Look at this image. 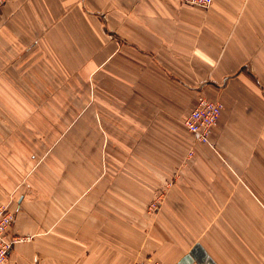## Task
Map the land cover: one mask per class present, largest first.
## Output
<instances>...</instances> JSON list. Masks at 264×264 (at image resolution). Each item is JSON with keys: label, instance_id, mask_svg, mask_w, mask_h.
<instances>
[{"label": "crops", "instance_id": "0c3cea01", "mask_svg": "<svg viewBox=\"0 0 264 264\" xmlns=\"http://www.w3.org/2000/svg\"><path fill=\"white\" fill-rule=\"evenodd\" d=\"M0 204L5 264L262 262L264 0L3 2Z\"/></svg>", "mask_w": 264, "mask_h": 264}, {"label": "built area", "instance_id": "2783aa9c", "mask_svg": "<svg viewBox=\"0 0 264 264\" xmlns=\"http://www.w3.org/2000/svg\"><path fill=\"white\" fill-rule=\"evenodd\" d=\"M6 0H0V5ZM188 4L201 7L208 6L212 0H181ZM220 103L204 95H198L193 106L184 115L182 122L185 128L191 133L196 141H207L211 127L215 124L219 114ZM161 202V196L156 195L147 206V212H153ZM264 210V205H263ZM13 221V213L6 205L0 204V264H5L7 254L11 246L25 237L9 233V228ZM145 264H158L156 261H147ZM259 264H264V260Z\"/></svg>", "mask_w": 264, "mask_h": 264}, {"label": "water", "instance_id": "95a60500", "mask_svg": "<svg viewBox=\"0 0 264 264\" xmlns=\"http://www.w3.org/2000/svg\"><path fill=\"white\" fill-rule=\"evenodd\" d=\"M215 264L209 255L197 243L193 244L187 254L180 260V264Z\"/></svg>", "mask_w": 264, "mask_h": 264}, {"label": "rangeland", "instance_id": "374dc122", "mask_svg": "<svg viewBox=\"0 0 264 264\" xmlns=\"http://www.w3.org/2000/svg\"><path fill=\"white\" fill-rule=\"evenodd\" d=\"M154 198H155V197L153 196V197H151V198L149 199V201H147V203H146V212H147V206H148V204H149L150 202H152Z\"/></svg>", "mask_w": 264, "mask_h": 264}]
</instances>
